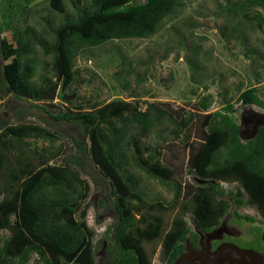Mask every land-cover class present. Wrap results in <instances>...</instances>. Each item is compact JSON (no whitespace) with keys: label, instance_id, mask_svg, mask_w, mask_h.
Instances as JSON below:
<instances>
[{"label":"trees","instance_id":"16d2710c","mask_svg":"<svg viewBox=\"0 0 264 264\" xmlns=\"http://www.w3.org/2000/svg\"><path fill=\"white\" fill-rule=\"evenodd\" d=\"M2 1L6 11H0V35H3L0 39L3 62L0 99L4 98L3 94H12L36 103L48 102L49 106L53 105L58 87L62 94L73 83L74 61L80 51L114 41L150 38L165 21L175 19L182 7L181 0H144L143 3L135 0H48L51 9L62 17L56 22L52 16H45L43 27L37 31L32 26H16L24 22L23 13L36 0ZM65 1L72 13L67 10ZM224 11L228 16L239 17L258 27L264 23V0H242ZM34 45L42 50L43 56L52 57L50 71L55 82L47 78L40 79L38 84L32 81L36 74ZM60 99L70 101L63 95ZM236 101L242 106L264 109V90L257 86L248 88L240 92ZM33 105L55 121L77 124L84 138H88L89 146L77 143L78 154L68 158L64 166L48 165L49 161H43L40 168L34 170L26 164L22 176L16 179L18 187L0 200V230L10 232V236L0 240V264H58V257L64 259L63 264H95L90 243L92 235L84 222L89 206H81L87 198L86 183L69 167L72 164L82 168L88 158L111 187L117 223L114 239L119 242V248L121 244H130L126 231L138 222L156 224L148 238L158 237L163 223L160 217L138 211L140 218L135 220L136 213L130 202L143 201L138 179L127 172L126 166L132 161L150 176L171 180L173 172L161 165L160 153L143 140L163 122L173 125V133L178 136L188 127L193 115L188 121L177 120L160 104H147L141 111L133 102L120 99L89 111L78 108L75 112L56 115ZM200 105L202 112L209 108L206 103ZM236 112L233 105L227 104L222 110L204 115L205 119H210L207 134L200 149L189 159L196 183L174 185L173 202L186 196L182 210L190 213L192 221L203 231L216 227L231 203L235 206L233 219L253 222V218L237 214L242 206L255 208L264 215V127L258 128L253 139L244 140L239 135ZM18 113L17 120L25 119L24 113ZM25 139L54 142L56 136L32 124L0 125V168L5 162L2 148L7 150L9 141ZM220 182L235 183L239 188L224 192ZM172 223L174 226L167 239L174 243L185 241L186 222L177 218ZM181 251L182 246H178L168 264ZM33 255L37 256V261L30 262ZM119 258V264H148L143 257L141 262L128 254Z\"/></svg>","mask_w":264,"mask_h":264},{"label":"rangeland","instance_id":"374dc122","mask_svg":"<svg viewBox=\"0 0 264 264\" xmlns=\"http://www.w3.org/2000/svg\"><path fill=\"white\" fill-rule=\"evenodd\" d=\"M239 1L242 0H181L182 7L177 17L165 21L154 36L142 40L114 41L80 51L74 61L76 76L73 83L62 94L58 87L51 106L48 102L36 103L3 94L4 98L0 99V125L23 123L40 126L56 136V140H13L8 142L7 150L2 148L5 162L0 168V200L18 187L16 179L22 176L26 164L34 170H38L43 161H49L48 165L64 166L68 158L78 154L77 143L89 146L88 138H84L77 124L55 121L43 110L34 108L33 104L56 115L75 112L78 108L89 111L117 99L131 101L141 111L147 104L156 103L177 120L188 121L190 115L193 117L178 136L173 133V125L163 122L143 140L160 153L161 165L173 172V178H155L129 161L126 170L138 179L143 201H131L130 206L139 217L138 211L160 217L164 228L177 218L188 225L193 223L190 213L182 210L186 196L173 202L174 185L196 183L189 159L200 149L207 134L210 119H205L204 115L222 110L227 104L236 109L234 116L239 125L243 119L250 121L254 112L264 114V109L242 106L236 101L240 92L248 88L257 86L259 90H264V23L258 27L239 17L228 16L225 8ZM135 2L143 3L144 0ZM65 4L72 13L69 3L65 1ZM0 11H6L2 0ZM47 15L55 18L56 22L62 17L51 9L48 0H36L23 13L24 22H18L16 26H32L40 31L44 24L42 18ZM34 46L36 74L32 81L38 84L40 79L47 78L55 82L50 71L52 57L43 56L42 50ZM2 67L0 57V73ZM61 95L67 96L70 101L60 99ZM201 103L208 104L206 112H202ZM19 111L25 115V119L20 121L16 119L20 118ZM69 167L86 183L87 198L81 206L88 204V208L96 209L98 224L107 221L108 227L116 223L111 187L94 163L88 158L82 168H75L72 164ZM221 187L224 192L239 188L235 183H223ZM152 204L159 207L150 208ZM234 210L235 206L231 203L221 221L226 219L230 224ZM237 212L240 216L253 218V222L241 220L244 234L250 226L264 225L255 208L242 206ZM74 218L77 220V216ZM135 220L139 218L135 217ZM85 226L92 235L90 243L94 246L101 235L97 236L90 230L86 222ZM8 236L10 232L0 230V240ZM155 245L156 241L147 244L146 249L151 251ZM157 253H151V264H162ZM63 260L58 257V264H63ZM35 261L37 256H31L30 262Z\"/></svg>","mask_w":264,"mask_h":264},{"label":"flooded vegetation","instance_id":"af4514ba","mask_svg":"<svg viewBox=\"0 0 264 264\" xmlns=\"http://www.w3.org/2000/svg\"><path fill=\"white\" fill-rule=\"evenodd\" d=\"M246 125V120H242L243 137L250 134ZM135 217L140 218L138 215ZM259 218L264 221V215L259 214ZM230 222L229 224L225 219L210 231H203L194 222L186 224L188 229L186 240L178 243L167 239L174 226L172 222L166 228L162 223L160 235L155 239H149L148 234L156 224L136 223L126 231L130 237V244H121V248L119 242L114 239L117 226V223H114L106 228L92 246L94 262L119 264L121 262L119 257L128 254L139 261L143 257L145 262L151 264V253L157 251L158 260L162 264H168L177 247L182 246L181 253L171 264H264V225L250 226L244 234L242 221L232 222L231 218ZM155 241L154 249L148 251L146 245Z\"/></svg>","mask_w":264,"mask_h":264},{"label":"water","instance_id":"95a60500","mask_svg":"<svg viewBox=\"0 0 264 264\" xmlns=\"http://www.w3.org/2000/svg\"><path fill=\"white\" fill-rule=\"evenodd\" d=\"M243 120H246V123H247L246 127L248 131L250 132L248 137H243L241 125H240L239 135L244 140L253 139L257 134L258 128L264 127V114L263 113L254 112L250 121L247 119H243Z\"/></svg>","mask_w":264,"mask_h":264},{"label":"clouds","instance_id":"9594fccd","mask_svg":"<svg viewBox=\"0 0 264 264\" xmlns=\"http://www.w3.org/2000/svg\"><path fill=\"white\" fill-rule=\"evenodd\" d=\"M97 211L95 208H88L87 215L85 216V222L90 230L96 233L97 236L103 234L107 227V221L101 223L96 222Z\"/></svg>","mask_w":264,"mask_h":264},{"label":"crops","instance_id":"0c3cea01","mask_svg":"<svg viewBox=\"0 0 264 264\" xmlns=\"http://www.w3.org/2000/svg\"><path fill=\"white\" fill-rule=\"evenodd\" d=\"M223 183L227 184V182H220V184H223ZM237 211H238V210H237ZM237 211H236V212H237ZM237 214H238V212H237ZM226 215H227V213L225 214V216H226ZM238 215H239V214H238ZM225 216H224L223 218H225ZM242 217H243V216H242ZM223 218H222V219H223ZM222 219H221V220H222ZM221 220H220V222H221ZM241 220H242V218L236 220V219H233V217H232V222H239V221H241ZM220 222H219V223H220Z\"/></svg>","mask_w":264,"mask_h":264}]
</instances>
